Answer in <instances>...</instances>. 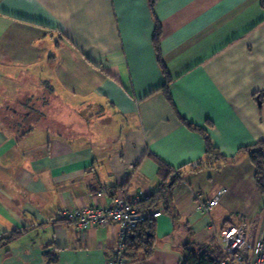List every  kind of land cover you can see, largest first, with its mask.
Wrapping results in <instances>:
<instances>
[{
    "label": "crops",
    "instance_id": "crops-1",
    "mask_svg": "<svg viewBox=\"0 0 264 264\" xmlns=\"http://www.w3.org/2000/svg\"><path fill=\"white\" fill-rule=\"evenodd\" d=\"M4 67L24 85L0 100V235L28 231L0 264H110L119 224L80 227L64 210L145 198L161 161L180 175V220L163 210L153 256L129 264H179L189 227L199 243L230 223L264 235V194L239 151L264 140V0H0V85ZM43 92L68 127L19 120ZM206 134L225 158L207 156Z\"/></svg>",
    "mask_w": 264,
    "mask_h": 264
},
{
    "label": "trees",
    "instance_id": "trees-1",
    "mask_svg": "<svg viewBox=\"0 0 264 264\" xmlns=\"http://www.w3.org/2000/svg\"><path fill=\"white\" fill-rule=\"evenodd\" d=\"M159 34L160 29L157 28L154 42L159 53V60L163 64L159 46ZM162 68L164 73L166 74V77H168V71L164 64ZM166 91L169 92L168 89ZM205 139L206 154L208 157H212L213 155H219L224 158L226 157L225 155L221 154L217 146L212 143L209 135L206 134ZM239 151H241V153H247L252 159L256 170L257 186L259 190L264 194V140H259L255 143L244 145L240 147ZM160 164L161 167L159 168V173L163 176V182L160 187L151 192L145 198L139 199L134 202L135 207H137L140 211H144L146 213L143 220L138 225L129 230L125 235L126 249L124 251V256L129 262L150 258L151 256H153L156 250L157 216L153 215V211L155 209H159L162 211L173 209V218L175 219V221L180 220V214L175 209L171 200L172 187L177 183V178H179L180 175L177 174L176 177L169 178V176H171L173 172L177 171V169L170 168L167 163L163 161H161ZM171 180H174V182L171 186H169V182ZM114 197H116V195ZM66 219L69 218L66 217ZM69 220L75 222L72 219ZM189 228L191 229V227ZM190 229H187L189 235L187 239L183 241V254L181 256L179 264H242L225 249L223 243L220 240H212L211 243H199L192 237V234L189 231ZM27 231L28 229L26 227L21 229L16 228L9 233L0 235V248L5 247V250H8L10 244L15 239L25 234ZM46 256L51 261H55L57 259V256L51 254V252L48 250L46 252ZM111 256H113V254Z\"/></svg>",
    "mask_w": 264,
    "mask_h": 264
},
{
    "label": "built area",
    "instance_id": "built-area-1",
    "mask_svg": "<svg viewBox=\"0 0 264 264\" xmlns=\"http://www.w3.org/2000/svg\"><path fill=\"white\" fill-rule=\"evenodd\" d=\"M222 191H219V194ZM219 194L208 201L201 200L198 207L208 211L218 203ZM136 200L127 199L117 194L107 206L91 205L75 209H65L67 218L74 220L80 227L88 225H103L109 221L118 222L119 242L114 249L113 256L108 260L110 264H129L124 256L126 249L125 235L129 230L138 225L144 218V211L134 206ZM162 210L155 209L154 216L162 213ZM220 240L225 249L242 264H264V235L256 238L253 236L251 226L246 222L241 225L226 224L221 229Z\"/></svg>",
    "mask_w": 264,
    "mask_h": 264
},
{
    "label": "flooded vegetation",
    "instance_id": "flooded-vegetation-1",
    "mask_svg": "<svg viewBox=\"0 0 264 264\" xmlns=\"http://www.w3.org/2000/svg\"><path fill=\"white\" fill-rule=\"evenodd\" d=\"M26 105L31 104V108H29V110L25 109V112L22 111L21 109V115L19 120L23 122V120L25 121L29 116H31L33 113L35 114V112L39 113V114H43L45 113L44 117H50L52 121L55 123V125L60 126L62 128L68 127L67 124L64 121H61V119H59V117L56 115V113H58L59 110V105H57L52 97L46 93L43 92L41 94H36L30 97L26 98ZM37 105V106H35ZM40 105V106H38ZM23 108V107H20ZM24 109V108H23Z\"/></svg>",
    "mask_w": 264,
    "mask_h": 264
},
{
    "label": "rangeland",
    "instance_id": "rangeland-1",
    "mask_svg": "<svg viewBox=\"0 0 264 264\" xmlns=\"http://www.w3.org/2000/svg\"><path fill=\"white\" fill-rule=\"evenodd\" d=\"M4 70H6L5 69V67L3 68V74H4V78L5 79H3L4 81H3V84H1L0 85V100H2L3 99V97H5V95L7 94V93H11V92H13V90H14V84L15 83H13V80H11V78L10 77H8V76H10V75H8V74H6L5 72H4ZM21 85H24V82L23 81H19L18 83L16 82V84H15V86H21ZM8 90V91H7ZM12 98H10V100H11ZM26 104V103H25ZM26 106H28V108H31L30 106L31 105H26ZM35 106H37V105H35ZM38 106H40V105H38ZM45 116V113H43L42 115L41 114H39V113H37V112H35V114L33 113L31 116H29L27 119H26V121L27 122H36V120H38V118L40 117V119L41 120H43V121H45V122H48V121H50L49 120V118H47V117H44Z\"/></svg>",
    "mask_w": 264,
    "mask_h": 264
},
{
    "label": "water",
    "instance_id": "water-1",
    "mask_svg": "<svg viewBox=\"0 0 264 264\" xmlns=\"http://www.w3.org/2000/svg\"><path fill=\"white\" fill-rule=\"evenodd\" d=\"M29 105H31V104H29ZM173 182H174V180H171V181L169 182V186H171V185L173 184Z\"/></svg>",
    "mask_w": 264,
    "mask_h": 264
}]
</instances>
